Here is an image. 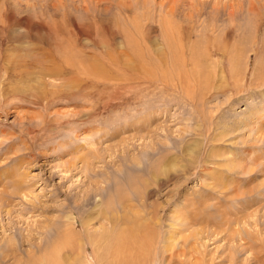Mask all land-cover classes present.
Instances as JSON below:
<instances>
[{
	"label": "rangeland",
	"instance_id": "374dc122",
	"mask_svg": "<svg viewBox=\"0 0 264 264\" xmlns=\"http://www.w3.org/2000/svg\"><path fill=\"white\" fill-rule=\"evenodd\" d=\"M126 244L264 264V0H0V264Z\"/></svg>",
	"mask_w": 264,
	"mask_h": 264
},
{
	"label": "bare ground",
	"instance_id": "6f19581e",
	"mask_svg": "<svg viewBox=\"0 0 264 264\" xmlns=\"http://www.w3.org/2000/svg\"><path fill=\"white\" fill-rule=\"evenodd\" d=\"M68 234L69 233H67L66 235H68ZM132 249H133L132 248V245L130 247L127 244L125 246H123L121 249L118 248V251L115 253V255H116L117 258H114V262L116 261L118 264H128V258H131L133 256V260H135V261H133V264H135V263H138V264L141 263V264H143L144 261L141 262V261L136 260L138 256H136V254L132 252ZM171 259H172V257H171ZM160 264H163V263H160Z\"/></svg>",
	"mask_w": 264,
	"mask_h": 264
}]
</instances>
